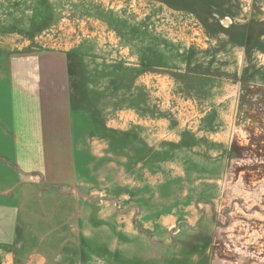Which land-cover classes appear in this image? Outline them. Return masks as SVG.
<instances>
[{"label": "rangeland", "instance_id": "rangeland-1", "mask_svg": "<svg viewBox=\"0 0 264 264\" xmlns=\"http://www.w3.org/2000/svg\"><path fill=\"white\" fill-rule=\"evenodd\" d=\"M1 52L66 55L77 136L122 162L89 198L164 247L201 234L165 264L210 262L216 234L215 264H264V0H0Z\"/></svg>", "mask_w": 264, "mask_h": 264}, {"label": "crops", "instance_id": "crops-1", "mask_svg": "<svg viewBox=\"0 0 264 264\" xmlns=\"http://www.w3.org/2000/svg\"><path fill=\"white\" fill-rule=\"evenodd\" d=\"M75 122L65 54L0 53V264H88L90 251L107 264H134L154 244L162 258L170 249L178 255L182 234L201 237L184 231L164 247L154 239L168 237L165 228L142 235L130 218L120 224L110 204L89 198L90 189L115 190L122 162L115 154L107 161L104 150L94 157ZM216 239L206 264L216 262Z\"/></svg>", "mask_w": 264, "mask_h": 264}]
</instances>
